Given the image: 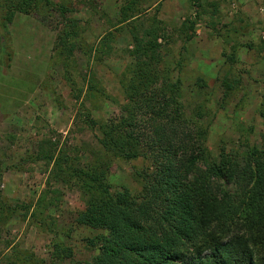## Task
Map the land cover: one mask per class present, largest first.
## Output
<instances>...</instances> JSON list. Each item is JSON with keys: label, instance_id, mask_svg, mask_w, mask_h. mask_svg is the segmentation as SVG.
Returning a JSON list of instances; mask_svg holds the SVG:
<instances>
[{"label": "rangeland", "instance_id": "obj_1", "mask_svg": "<svg viewBox=\"0 0 264 264\" xmlns=\"http://www.w3.org/2000/svg\"><path fill=\"white\" fill-rule=\"evenodd\" d=\"M20 1L29 12L13 8L15 16L4 26L5 13ZM131 1L0 0L1 191L10 203L29 204V212H37L33 219L17 212L0 220V264H23L16 259L20 251L52 264L54 243L70 247L75 261H90L98 253L88 239L104 231L77 223L85 206L83 190L57 176L55 156L80 166L98 161L113 186L133 192L142 188L139 172L153 171L152 157L125 160L108 154L98 127L89 123L90 117L121 115L126 96L120 74L133 59L128 49H133L134 27L156 23L166 35L159 40L166 59L177 67L182 61L181 73L175 72L182 78V101L188 115L202 103L212 156L223 145L240 155L249 146L264 148V0H140L145 3L141 15L121 23V9ZM187 20L195 23L193 30L183 25ZM74 24L76 49L69 54L61 37ZM236 40L240 49L232 71L242 80L224 101L223 53L231 52ZM197 77L207 85L199 89ZM91 80L103 87L95 97Z\"/></svg>", "mask_w": 264, "mask_h": 264}, {"label": "trees", "instance_id": "obj_2", "mask_svg": "<svg viewBox=\"0 0 264 264\" xmlns=\"http://www.w3.org/2000/svg\"><path fill=\"white\" fill-rule=\"evenodd\" d=\"M139 1L123 5L121 23L141 15L145 3ZM23 5L20 1L10 7L4 26L15 16L13 8L29 12ZM183 25L193 30L195 23L187 20ZM77 26L65 29L61 37L69 54L76 49ZM131 35L134 45L128 51L133 59L120 74L126 96L121 115L109 120L90 117L89 123L98 127L99 142L108 154L125 160L152 157L155 167L139 172L142 188L133 192L113 186L98 161L80 166L69 157L55 156L57 176L75 181L83 190L85 206L77 223L104 232L88 239L99 250L92 260L75 261L70 247L54 243L51 263L69 259L70 264H264V148L249 146L240 155L223 145L219 155L212 156L204 107L201 103L187 114L182 78H175L183 63L179 60L177 67L166 59L159 42L166 35L156 23L144 30L134 27ZM239 49L236 40L231 52L223 53L224 101L241 84L232 71ZM195 84L201 89L207 82L197 77ZM89 91L95 97L103 87L91 80ZM260 112L264 119V100ZM1 168L0 164V220L17 212L36 217L37 212H29L31 205L13 204L3 196ZM20 253L16 259L23 264L45 263L30 251Z\"/></svg>", "mask_w": 264, "mask_h": 264}]
</instances>
